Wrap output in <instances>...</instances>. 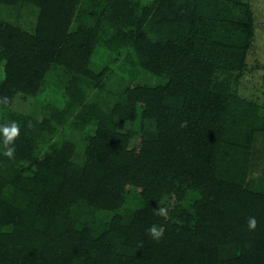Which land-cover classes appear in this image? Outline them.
Segmentation results:
<instances>
[{
  "label": "trees",
  "instance_id": "16d2710c",
  "mask_svg": "<svg viewBox=\"0 0 264 264\" xmlns=\"http://www.w3.org/2000/svg\"><path fill=\"white\" fill-rule=\"evenodd\" d=\"M253 30L242 0H0V264H264Z\"/></svg>",
  "mask_w": 264,
  "mask_h": 264
},
{
  "label": "rangeland",
  "instance_id": "374dc122",
  "mask_svg": "<svg viewBox=\"0 0 264 264\" xmlns=\"http://www.w3.org/2000/svg\"><path fill=\"white\" fill-rule=\"evenodd\" d=\"M249 3L253 12L254 37L252 40L251 49L247 56L248 69L245 71L238 85V93L258 104H264V0H242ZM8 14L13 22H17L15 11L8 10ZM105 60V55L96 51L92 57V65L99 67ZM140 82L146 81L148 83H156L157 80L153 76L149 77L145 73L140 72L138 80ZM45 96V97H44ZM44 97V98H43ZM53 97V94H44L40 97V103L44 99ZM16 108L24 111H32L38 109L37 100H27L21 102L16 99ZM262 137V138H261ZM264 136H260L255 144L257 154L253 161V167L250 178L256 182L264 184Z\"/></svg>",
  "mask_w": 264,
  "mask_h": 264
},
{
  "label": "clouds",
  "instance_id": "9594fccd",
  "mask_svg": "<svg viewBox=\"0 0 264 264\" xmlns=\"http://www.w3.org/2000/svg\"><path fill=\"white\" fill-rule=\"evenodd\" d=\"M30 125V122H29ZM0 133L3 134L5 143H9L12 139L19 133V125L16 121H12L5 125H0ZM14 151L13 147H7L5 154L11 156ZM163 213V209L160 210ZM256 220L255 217H250L248 220V226L250 228L255 227ZM149 232L153 234L154 237L159 238L162 235V229L158 228L156 225H153L149 228Z\"/></svg>",
  "mask_w": 264,
  "mask_h": 264
}]
</instances>
